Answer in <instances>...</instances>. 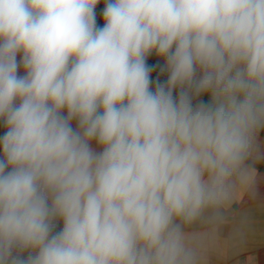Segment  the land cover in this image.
I'll use <instances>...</instances> for the list:
<instances>
[{
	"label": "clouds",
	"instance_id": "1",
	"mask_svg": "<svg viewBox=\"0 0 264 264\" xmlns=\"http://www.w3.org/2000/svg\"><path fill=\"white\" fill-rule=\"evenodd\" d=\"M100 3L0 0V264H206L257 196L264 0Z\"/></svg>",
	"mask_w": 264,
	"mask_h": 264
},
{
	"label": "crops",
	"instance_id": "2",
	"mask_svg": "<svg viewBox=\"0 0 264 264\" xmlns=\"http://www.w3.org/2000/svg\"><path fill=\"white\" fill-rule=\"evenodd\" d=\"M103 8L101 3L97 5V23L99 26H103L104 23L100 14ZM21 59L22 53L17 56L18 61ZM147 60L153 65H165L163 72L157 67L159 69L158 77L150 73L152 79L150 87L155 91L157 83L166 85L170 73L166 69V58L159 57L153 52ZM18 74H26L22 64L18 69ZM202 76L203 72L198 70L196 79H200ZM180 91V88L173 90V98L177 101ZM200 102L212 103L211 91L192 98L193 107ZM17 103L19 102L17 101ZM64 115H67L66 110H64ZM70 123L74 129L79 130L76 120H72ZM5 130L7 131L6 126ZM91 147L97 152L102 151V147L95 140L91 141ZM255 155H260L261 158L255 159ZM249 161L264 166V129H261L256 135L254 156ZM254 168L256 169L254 188L257 196L253 198L250 193H245L232 205L228 222L221 226L215 239L211 242L206 264H264V171ZM8 170L10 169L6 171ZM54 228L58 232L61 231L63 221L57 219ZM205 229V225L197 223L191 226L189 231L203 232ZM20 255L26 259L29 252L24 251Z\"/></svg>",
	"mask_w": 264,
	"mask_h": 264
},
{
	"label": "trees",
	"instance_id": "3",
	"mask_svg": "<svg viewBox=\"0 0 264 264\" xmlns=\"http://www.w3.org/2000/svg\"><path fill=\"white\" fill-rule=\"evenodd\" d=\"M101 4H102L103 7L105 6V4H104V0H101ZM146 62H147L148 64L153 65V64H152L150 61H148V60H147ZM158 71H159L158 68H153L151 74L154 75V76H157V77H158V76H159V75H158ZM5 132H6V130H5L4 122H3V120H0V136H3ZM0 156H1V158H3L2 148L0 149ZM247 163L253 165L254 167L258 168L259 170L264 171V166H262V165H259V164H257V163L251 162V161H247ZM56 232H58V231L54 228V229H53V233H56Z\"/></svg>",
	"mask_w": 264,
	"mask_h": 264
}]
</instances>
